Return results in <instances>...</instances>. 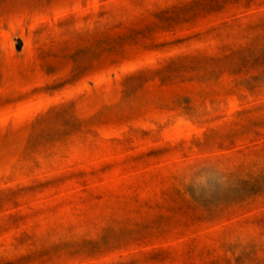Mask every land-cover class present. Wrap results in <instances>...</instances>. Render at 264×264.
Instances as JSON below:
<instances>
[{
  "label": "rangeland",
  "instance_id": "374dc122",
  "mask_svg": "<svg viewBox=\"0 0 264 264\" xmlns=\"http://www.w3.org/2000/svg\"><path fill=\"white\" fill-rule=\"evenodd\" d=\"M0 264H264V0H0Z\"/></svg>",
  "mask_w": 264,
  "mask_h": 264
}]
</instances>
